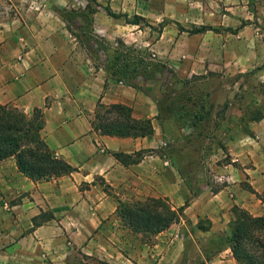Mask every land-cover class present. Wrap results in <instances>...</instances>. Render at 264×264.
I'll return each instance as SVG.
<instances>
[{"label":"crops","instance_id":"0c3cea01","mask_svg":"<svg viewBox=\"0 0 264 264\" xmlns=\"http://www.w3.org/2000/svg\"><path fill=\"white\" fill-rule=\"evenodd\" d=\"M175 23L180 22H173L176 29L165 26L162 34L166 28L179 33ZM113 27L123 28V23L103 10L94 14L96 35L109 39L107 29ZM212 27L220 29L216 34L231 33ZM117 104L129 107L133 119H150L153 134L118 138L96 132L92 121L98 106ZM0 105L27 117L40 110L41 138L56 158L75 169L32 181L17 170L14 158L0 161V264H182L188 242L229 235L233 206L264 216V119L249 124L252 136L224 143L221 155L229 158L201 162L207 174H185L180 162L169 157L166 166L157 152L171 131L159 126L155 102L98 67L52 12H29L19 5L1 12ZM178 134L184 138L186 132ZM114 153L140 156L125 166ZM147 198L165 199L172 209L187 203L177 223L149 240L130 232L115 214L118 201ZM40 214L52 218L33 227ZM230 257L229 264H237Z\"/></svg>","mask_w":264,"mask_h":264},{"label":"rangeland","instance_id":"374dc122","mask_svg":"<svg viewBox=\"0 0 264 264\" xmlns=\"http://www.w3.org/2000/svg\"><path fill=\"white\" fill-rule=\"evenodd\" d=\"M17 5L29 12H52L62 20L66 12H73L71 31L77 34L84 26L81 14L87 11V6L96 13L109 5L116 13L128 14L131 20L134 15L144 18L135 26H126L125 20L120 18L123 28L107 29L111 34L109 39L97 36L112 46L109 54L119 48L118 41L126 42L127 46L143 51L147 58L159 60L165 66L159 79L173 78L168 70L171 69L179 78L188 80L187 90L195 98L205 96L209 116L202 127L191 135H188L191 129L184 128V138L173 132L165 135L168 146L157 152L164 158H174L175 164L180 162L185 174H207L208 167H202L201 162L210 158H229L221 155L226 147H220L223 144L219 141L218 126L231 125L245 116V112L264 103L259 92L264 85V0H239V3L225 0H104L96 4L90 0H0V14L13 11ZM174 21H179L187 30L203 25L235 30L242 21H246L247 27L240 33L208 32L198 37L166 28L163 35L165 26L175 28ZM104 59L102 56L96 61L98 67ZM138 80L142 81L141 78ZM256 99L258 106L251 104ZM221 161L216 159L217 163ZM216 234L213 239L226 236L224 232ZM195 243L186 244L189 254L182 264L198 263L207 254L214 255L206 264H229L231 254L224 243L212 244L209 238L205 241L195 239Z\"/></svg>","mask_w":264,"mask_h":264},{"label":"trees","instance_id":"16d2710c","mask_svg":"<svg viewBox=\"0 0 264 264\" xmlns=\"http://www.w3.org/2000/svg\"><path fill=\"white\" fill-rule=\"evenodd\" d=\"M90 1L96 4L95 0ZM103 11L107 16L113 19L123 18L125 23L131 25H139L144 21L141 16L134 15L131 20L128 14L115 13L108 5L103 7ZM94 13L95 11L87 6V11L81 14L84 26L79 34L71 31L70 23L74 13L66 12L62 17L67 29L95 62L102 56L105 57L101 64L105 73L115 81L140 91L155 102L156 119L163 131L168 128L176 136L179 135V130L186 127L191 129L188 135L198 131L209 116L205 96L200 95L195 98L187 90L188 80L179 78L171 69L168 70L173 78L162 81L159 77L163 76L165 66L159 60L147 58L143 51L135 50L122 41H118L119 48L114 49L112 55L109 54L112 46L94 33ZM175 24L179 32H187L190 35L207 31L220 32L219 28L208 25L187 30L179 23ZM245 25L246 22L243 21L235 30L229 31L236 33ZM162 27L163 25L160 24L161 29ZM259 92L262 93L260 95L264 100V85L259 88ZM253 101L251 104L259 105L257 99ZM262 119H264V103L255 110L245 112V116L236 119L231 125H219L217 133L220 143L223 144L220 147L224 148L226 141L243 135L252 136L249 124ZM92 127L101 135L118 138L146 137L154 132L150 119H133L131 109L120 104L99 105ZM42 128L43 119L40 110H34L32 116L27 117L16 108L0 105V161L14 158L17 170L32 181H47L71 174L75 169L64 160L56 158L41 138ZM112 155L125 166L136 163L140 156L138 153L134 157L124 153ZM186 205L187 203L172 209L162 198H147L132 203L118 201L115 214L130 232L140 234L144 239L149 240L177 223ZM231 213L233 219L230 222L229 235L224 238L215 237L212 244L224 243L237 264H264V216H252L237 206L231 208ZM43 218L51 219L52 216L40 214L33 218V227L39 226ZM201 228L207 230L209 227ZM213 255L207 254L204 260L195 264H206Z\"/></svg>","mask_w":264,"mask_h":264},{"label":"built area","instance_id":"2783aa9c","mask_svg":"<svg viewBox=\"0 0 264 264\" xmlns=\"http://www.w3.org/2000/svg\"><path fill=\"white\" fill-rule=\"evenodd\" d=\"M120 84H122V83L120 82ZM167 145H168V143H167L166 141L163 140V141H161V142L159 143L158 147H159L160 149H165V148L167 147ZM164 163H165L166 166H169V165H170V160H169L168 158H165ZM219 180H220V181H228L227 178H224V179H223V177L219 178ZM3 206H4L5 208H7V204H6V203H4Z\"/></svg>","mask_w":264,"mask_h":264}]
</instances>
